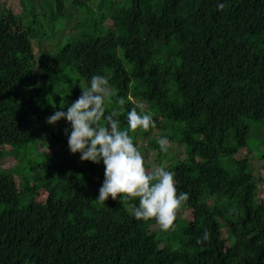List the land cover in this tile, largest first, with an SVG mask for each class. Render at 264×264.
<instances>
[{
    "label": "trees",
    "instance_id": "16d2710c",
    "mask_svg": "<svg viewBox=\"0 0 264 264\" xmlns=\"http://www.w3.org/2000/svg\"><path fill=\"white\" fill-rule=\"evenodd\" d=\"M103 1L20 0L19 14L0 1V160L17 161L0 169V264H264L254 170L264 158V0ZM71 11L83 13L63 34ZM36 41L46 45L38 56ZM98 72L122 127L132 107L148 105L156 126L130 132L140 151L164 164L171 146L160 151L154 129L184 148L185 159L164 165L178 194L190 193L181 205L189 219L177 208L163 229L119 199L95 200L103 161L81 160L69 149L71 126L46 122Z\"/></svg>",
    "mask_w": 264,
    "mask_h": 264
},
{
    "label": "clouds",
    "instance_id": "9594fccd",
    "mask_svg": "<svg viewBox=\"0 0 264 264\" xmlns=\"http://www.w3.org/2000/svg\"><path fill=\"white\" fill-rule=\"evenodd\" d=\"M219 7L223 8L224 4L219 2ZM80 86L81 95L67 106L62 101L46 122L55 125L62 119L69 121L71 128H66L65 134L70 151L80 153L83 161H103L105 178L95 200L119 199L137 220L154 217L163 229H168L175 219L176 209L188 201L190 193L180 191L178 194L175 174L164 164L146 167L144 155L134 143L131 131L156 126L152 114L142 104L134 106L127 112V124L122 127L118 109L106 111L112 99L106 75L92 74L89 81ZM118 103L124 105L126 98L119 97ZM157 142L160 151L168 152L171 141L167 136ZM132 197H137L139 203H129ZM207 237L205 232L203 238Z\"/></svg>",
    "mask_w": 264,
    "mask_h": 264
},
{
    "label": "rangeland",
    "instance_id": "374dc122",
    "mask_svg": "<svg viewBox=\"0 0 264 264\" xmlns=\"http://www.w3.org/2000/svg\"><path fill=\"white\" fill-rule=\"evenodd\" d=\"M0 1H4L6 3H8L7 6H10L12 7L16 13H21L22 12V8H21V4H20V0H0ZM112 0H105L103 1L101 4H103L104 6H106L107 8L111 5V2ZM116 3H121V0H114ZM96 4H98V2H93L91 4V7L92 9L95 10V12H97V7H96ZM40 8V7H39ZM73 13V17L71 18V20H67L65 21V26H69L68 28H66L63 32V34H68L70 32H75V17L78 16V14L80 13H83V11H76L75 14H74V11H71ZM39 13V9H38V12ZM59 23V26L57 28H60L63 24L62 22H58ZM105 26L106 27H111L112 26V19L111 18H107L106 22H105ZM34 48H35V53L36 55H40L42 53H45L46 52V45H45V42H35L34 44ZM73 82H75L77 80V74H74L73 76ZM82 84H86L84 81H81L80 85ZM81 87V86H80ZM139 105H143L144 106V109H147L148 108V105L145 103V102H138ZM61 122L63 124H67V125H70V122L67 121L66 119H62ZM138 132L139 134H144L146 131L144 129H141L139 128L138 129ZM252 132L254 133V131L252 130ZM252 133V134H253ZM150 138H154L153 141H155L156 143H158V139L160 138V129H154L152 131V134L150 136ZM45 140L48 141V138H46ZM252 141L256 142V140H254V138L252 137ZM170 146H171V150L165 155L164 157V164L167 166V165H170L171 161V157H173V155L177 156L178 158H180L181 160L182 159H185L186 157V153L184 151V148L181 147L179 144H177L175 141H172L170 143ZM53 148H50V147H45V148H42L41 150H39V154H43V153H46V152H51ZM259 150L262 151L264 153V147L263 146H260L259 147ZM142 154L144 155V158H145V165L146 167L147 166H150L153 167L156 165V162L154 163V158H155V153L156 151L155 150H142L141 151ZM242 156L245 155L244 153L241 154ZM257 155V152L256 151H253L249 154V158H252V157H256ZM17 164V161L13 158V157H6V158H3L0 160V169H11L12 167H14L15 165ZM30 167V165L28 166ZM254 170H255V174L256 176L259 178V180L261 181L260 182V189H261V193L259 194L258 196V200L263 202L264 200V158H256V160L254 161ZM18 183H19V180L17 179ZM42 195V194H41ZM44 199V196H40L39 197V200H43ZM3 209V207H0V211ZM184 208L182 206H179L178 207V212H179V217L182 218V219H186L190 217V212L188 210H183ZM155 230H159L160 227H154ZM227 235V234H226Z\"/></svg>",
    "mask_w": 264,
    "mask_h": 264
}]
</instances>
